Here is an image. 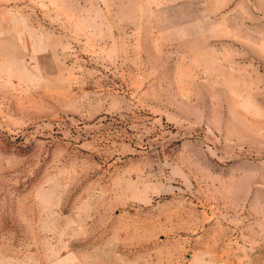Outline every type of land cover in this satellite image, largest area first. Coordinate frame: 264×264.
Returning a JSON list of instances; mask_svg holds the SVG:
<instances>
[{"label": "rangeland", "instance_id": "374dc122", "mask_svg": "<svg viewBox=\"0 0 264 264\" xmlns=\"http://www.w3.org/2000/svg\"><path fill=\"white\" fill-rule=\"evenodd\" d=\"M0 264H264V0H0Z\"/></svg>", "mask_w": 264, "mask_h": 264}]
</instances>
